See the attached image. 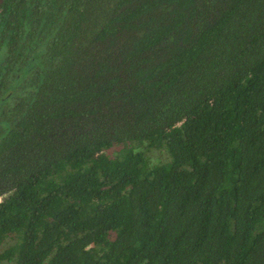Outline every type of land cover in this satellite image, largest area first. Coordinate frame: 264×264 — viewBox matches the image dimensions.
<instances>
[{"label":"trees","instance_id":"trees-1","mask_svg":"<svg viewBox=\"0 0 264 264\" xmlns=\"http://www.w3.org/2000/svg\"><path fill=\"white\" fill-rule=\"evenodd\" d=\"M0 264H264V0H2Z\"/></svg>","mask_w":264,"mask_h":264},{"label":"water","instance_id":"water-1","mask_svg":"<svg viewBox=\"0 0 264 264\" xmlns=\"http://www.w3.org/2000/svg\"><path fill=\"white\" fill-rule=\"evenodd\" d=\"M1 3H2V0H0V5H1Z\"/></svg>","mask_w":264,"mask_h":264}]
</instances>
